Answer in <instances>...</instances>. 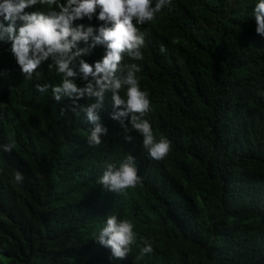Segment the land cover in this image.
Wrapping results in <instances>:
<instances>
[{
    "label": "trees",
    "instance_id": "obj_1",
    "mask_svg": "<svg viewBox=\"0 0 264 264\" xmlns=\"http://www.w3.org/2000/svg\"><path fill=\"white\" fill-rule=\"evenodd\" d=\"M256 3L171 0L137 25L147 33L144 58L125 54L122 63L141 68L137 79L151 100L145 119L157 139L171 142L158 161L140 134L111 119L110 93L98 110L107 135L90 146L92 126L69 110L71 100L36 90L60 84L51 61L28 80L11 44L0 42V264H264V37L255 30ZM105 52L98 45L84 59L94 65ZM129 154L142 183L118 193L101 188L106 163ZM109 213L137 233L123 260L94 241ZM145 239L153 252L140 257Z\"/></svg>",
    "mask_w": 264,
    "mask_h": 264
},
{
    "label": "clouds",
    "instance_id": "obj_2",
    "mask_svg": "<svg viewBox=\"0 0 264 264\" xmlns=\"http://www.w3.org/2000/svg\"><path fill=\"white\" fill-rule=\"evenodd\" d=\"M170 3L171 0H155V3L153 0H0V42L11 44V54L28 80L34 74L40 75L37 70L51 61L48 68H55L61 75L60 84H37L36 90L45 93L51 88L55 101L71 100L69 110L76 116L83 113L92 126L87 137L90 146L100 145L102 137L107 135L108 129L102 125L98 110L110 93L111 119L118 121L125 133L131 130L140 134L143 147L158 161L167 156L171 142L163 136L157 139L152 129L154 121L145 119L151 100L137 79L141 68L135 63L124 64L122 60L125 54L143 60L147 33L141 32L137 25L153 21ZM30 8L37 10L26 11ZM253 15L256 33L264 37V0L255 4ZM94 16L102 22L98 29L75 24L85 18L91 21ZM81 43L86 46L81 47ZM98 45L106 49L102 60L94 65L87 63L84 57ZM77 79L86 82L83 87L77 86ZM85 98L94 102L80 105L78 101ZM125 138L132 139L129 135ZM14 146L10 142L2 146L3 151H11ZM14 180L21 183L22 174L15 172ZM140 183L142 178L130 154L118 164L106 163L99 178L101 188L115 193ZM94 241L110 249L113 259L123 260L136 243L137 233L129 220L109 213ZM152 252L151 243L145 239L140 257Z\"/></svg>",
    "mask_w": 264,
    "mask_h": 264
},
{
    "label": "rangeland",
    "instance_id": "obj_3",
    "mask_svg": "<svg viewBox=\"0 0 264 264\" xmlns=\"http://www.w3.org/2000/svg\"><path fill=\"white\" fill-rule=\"evenodd\" d=\"M2 257L0 256V261H1ZM6 264V263H5Z\"/></svg>",
    "mask_w": 264,
    "mask_h": 264
}]
</instances>
